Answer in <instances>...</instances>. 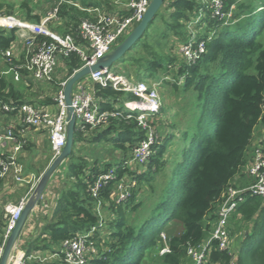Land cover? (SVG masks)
<instances>
[{"label": "trees", "instance_id": "1", "mask_svg": "<svg viewBox=\"0 0 264 264\" xmlns=\"http://www.w3.org/2000/svg\"><path fill=\"white\" fill-rule=\"evenodd\" d=\"M253 1L238 4L234 13L236 22L229 26H218L206 42L205 52L195 62L188 64L180 61L176 55L163 54L158 47L162 48L161 39L166 38L169 31L181 36L189 14L196 8L195 2L165 0L143 36L118 62L123 66L130 61L141 65L142 73L135 77L139 81L161 72L165 75L170 67H174L172 76L176 91L181 95L188 92L194 94L195 116L191 130H182V121L175 125L168 120L162 123V130L155 128L159 138L153 145L152 154L139 171L122 166V161L127 159L133 147L144 137V131L135 118H110L106 126L94 129L76 125L73 150L61 166L65 169L63 172L67 182L57 190L52 216L43 226L40 235L32 241L26 255L35 249L57 253L62 240L98 225L96 200L90 193V184L100 172L116 167L117 177L126 171L136 180V185L129 198L118 203L112 198L116 179L103 184L98 199L110 217L90 237L99 254L90 258L86 264H143L146 253L155 258V264H191L187 249L196 247L209 237L215 223L216 209L227 189L238 188L235 182L247 176L246 168L256 148L254 136L264 126V42L261 38L264 35V0ZM12 8V4L0 0V12L10 13ZM19 8L27 9L26 2L21 3ZM69 9L72 11L71 20H77V23L66 25L67 32L76 37V28L81 20L77 15H83L84 12L73 6ZM30 17L38 20L36 15ZM156 20L164 25L159 40L155 41L152 36L157 47L147 43L152 38L148 31ZM207 23L210 28L215 21L208 20ZM13 37V32L4 33L0 30V47L3 50L9 47ZM39 38L50 40L48 37ZM141 43L147 48L148 56H130L129 53ZM61 60L66 69V78L82 66L75 52H69ZM124 74L129 77L128 72ZM179 79L182 81L178 85L176 82ZM93 95L100 98L101 109L117 108L124 113L123 100H136V96L130 92L116 90L110 84L102 86L98 82L93 83ZM184 96L187 97V94ZM0 98L8 103L24 102L22 95L2 79ZM171 129L181 131L183 144L176 152L180 153L175 155L178 159L166 176L167 183L156 192V176L163 175L168 165L165 152L175 136L170 132ZM87 135L88 138L85 137ZM84 141L105 142L120 152V158L114 163L90 159L87 154L76 149L77 143ZM30 145L27 138L23 149H30ZM50 159L51 153L45 157L42 166L45 167ZM0 180L1 183L4 181ZM245 183L246 186L250 185L252 179L248 177ZM144 187H149L151 192L145 201L153 196L156 198L148 214L135 224V217L131 213L146 205ZM6 219V212L2 210L0 244ZM230 222L234 227L229 225L230 236L232 232L240 233L236 247L219 250L217 242L212 241L204 264H264V198L246 195L231 214ZM240 225L242 229L236 230L235 226ZM161 231L165 232L169 249L163 254L159 253L164 246ZM43 234L44 238L41 236ZM56 257L52 264H65L61 255Z\"/></svg>", "mask_w": 264, "mask_h": 264}, {"label": "built area", "instance_id": "2", "mask_svg": "<svg viewBox=\"0 0 264 264\" xmlns=\"http://www.w3.org/2000/svg\"><path fill=\"white\" fill-rule=\"evenodd\" d=\"M150 1L130 0L125 5L127 14H120L117 10H113L111 13L103 12L98 6L80 8L90 15L89 18L81 19L76 28V37L83 42L81 46L77 44V39L72 33L66 32L64 35H58L47 28L45 20L56 15L57 7L39 23L20 20L0 12V30H14L20 45L23 43L22 57L13 55L11 47L1 49V56L17 72L23 71L36 81H52L59 60L67 56L69 52L78 54L82 66L90 65L107 54L142 19ZM194 2L196 8L189 14L186 23V28L188 26L190 30L189 34L186 40L178 44L177 48L182 61L188 64L195 62L205 52L206 42L214 35L218 26H229L236 22L234 13L238 4L243 0H194ZM208 20L215 21L210 28ZM39 37H48L50 40ZM87 80L91 83L98 82L102 86L110 84L116 90L130 92L136 96V100L123 102L126 113L117 108L114 110L101 109L100 98L94 97L93 92L85 87L83 82L78 81L74 85L71 96V107L76 117V125L80 124L82 128L87 126L94 129L106 126L110 118H135L144 131V137L133 147L127 159L122 161V166L130 170L143 166L152 154L153 145L159 138L157 130L150 122L161 107V98L158 92L159 82L147 83L143 80L132 82L122 75L109 71L108 68L91 72L87 75ZM65 82L66 79L59 81L57 85L53 97V104L56 108L54 113L36 103L14 104L0 98V116H11L13 113L19 116L17 125L9 124L3 132H0V178L10 179L17 184L29 187V193L26 196L20 198L16 203L5 205L7 219L0 244V258L5 241L41 176V173L38 175L25 174L19 161V154L27 143L28 137L25 136V131L29 128H42L47 131L51 153L50 161L60 154L65 145L67 123V110L63 94ZM254 143H256L254 156L246 170L252 183L243 188L229 187L227 189L224 199L216 209V219L209 237L196 247L187 249L191 264H204L209 244L212 241L217 242L219 250H229L231 247L230 218L237 205L248 194L264 198V131L261 138H258ZM113 179L116 181L113 186L112 198L118 203L127 200L136 185V180L132 176L130 177L126 171L117 177L116 167L104 170L93 178L89 190L96 200L95 211L99 222L89 230L76 233L72 238L61 241L55 254L56 256L61 255L65 264H86L90 258L99 254L97 246L90 240L93 232L103 224L102 203L98 199V193L103 184ZM160 237L164 246L159 250V253L163 254L169 249L163 231H161ZM32 257L24 256L22 251L16 250L15 246L10 254L9 263L28 264ZM36 258L40 259L37 256Z\"/></svg>", "mask_w": 264, "mask_h": 264}, {"label": "crops", "instance_id": "3", "mask_svg": "<svg viewBox=\"0 0 264 264\" xmlns=\"http://www.w3.org/2000/svg\"><path fill=\"white\" fill-rule=\"evenodd\" d=\"M45 1H50L49 7L44 8L43 6H41V8H40V6H39L40 2L38 0H33L31 5L29 4L28 0H25V1H23L24 3L26 2V4H27V9L24 8L25 10H21L18 7V4L20 2H18L17 5L15 4L17 6V8L19 9L18 13H17L19 15H15L13 13V8L11 9L12 11H10V13L5 12V11H3L2 13L12 15L17 19L28 21L31 23H39V22H42L48 16V14H50L52 12V10L54 8L57 7L56 15L51 17V18L46 19L45 24H46L47 28L51 32H53L54 34L64 35L68 29V27H66V25L72 26L75 24V22L77 23V20L75 22L71 20L72 19L71 18L72 11H70L69 7L73 6L74 8H76L77 10H79L83 13L84 11H82L80 8L98 6V7H100V9L103 12L111 13L113 10H117L120 14H127L128 12L125 8V5L130 0H117V1L115 0L116 2L114 0H45ZM13 4H14V2L12 3V5ZM27 11L29 12L30 15H28ZM31 15L32 16L33 15L38 16V20L36 21L34 18L30 17ZM77 16H79V20L83 19V18H89L90 17V15L87 14L86 12H84L83 15L78 14ZM188 19H189V17H188ZM156 22H157V20L154 22V24L152 25V27L148 31L150 37L154 35V34L152 35L153 32L158 34L159 32L162 33L161 31H163V27H164L163 23H160V27L155 29V23ZM180 23H182V22H180ZM185 26H186V24H185ZM183 30H184V28H183ZM2 31H4V33H9V32L14 33V37L11 40L9 47H11L10 49L13 51V55L15 54L16 56L22 57L23 56V48H22L23 43H21V45H20V43H19V41L15 35V31L14 30H11V31L2 30ZM159 36H160V34H159ZM175 36H177V35H175ZM77 42H78L77 43L78 45H80V46L83 45V42L81 40L77 39ZM1 49L2 48L0 47V80L2 79L7 85L13 87V89H15L16 92L20 93L22 95V101H24V102L30 101L31 103H36L37 105H42L45 108H47L51 113H54L56 108L52 102H54L53 97H54L55 92H56V85H58L59 81H62V80H65L68 78V77L67 78L65 77L67 73H66V69H65L63 60H59V63L55 69L52 81H49V82L36 81V80L30 78L25 72H23V71L17 72L11 66H9L5 62V59L1 56ZM176 58H178L177 55H176ZM14 59H15V57H14ZM179 59H180V61H182L181 57ZM128 63H130V64L128 65L126 63L125 64L126 68L124 70H126L129 73V77H127L125 74H123V72L120 73V71L118 73L117 72L116 73L124 76L129 81H132V82L139 81L136 79L134 80L132 76L136 77L138 74L142 73L143 67L140 65L138 68H134L135 65H133V63H131V61ZM122 66H123V64H122ZM157 79H159V78H154V79L148 80V81L146 79L143 81H146L147 83H150L151 81H156V82H159V84H161L162 79H159V80H157ZM80 81L83 82L82 84H84L85 87H87L90 91L93 92V83H91L87 80V76L84 77L83 79H81ZM172 81L174 84L175 83L174 79ZM181 81H182V79H179L178 82L181 83ZM49 100H52V101L49 102ZM128 101L129 100H123V102H128ZM123 102H122V107L125 108L123 105ZM172 113L173 112L169 113L167 115V117L165 118V120L169 121V116ZM18 121H19V116L15 113H13L11 116H9V115L0 116V132H3L5 127L9 124L17 125ZM162 129L163 128H161L160 130H162ZM258 130L260 133H257L254 136L256 138L255 139L256 141L258 138H261V136L263 135L264 126H261V128ZM25 132H26L25 136H27L29 138L31 145H30V149H28V150L23 149L22 150V152L19 154V161H20V163L24 169L23 171L25 172V174L32 173V174L38 175L44 170L45 167H47V165L45 167H43L42 163H43L45 157L48 154H50L49 142H48L49 153L48 152L45 153V151H43V146L41 145L43 138H44V134H46L47 131L45 129H42V128H29ZM86 143H88V142L84 141V142L77 143V145H76L77 151H80V152L87 154V156L90 159L96 158L98 160L110 161V160H108V157L100 156V158H97L95 156H92L88 152V148L84 146ZM97 144L109 145L105 142L104 143L99 142ZM83 147H85V148H83ZM110 147L112 148L111 145H110ZM39 151L40 152L43 151L44 153L37 156V152H39ZM113 152L116 153L115 155L117 157V159H116V161H117L120 158V152L118 150H114V149H113ZM48 164H49V162H48ZM64 170L65 169H62V167H60L54 173V175L51 178L49 184L47 185L44 193L40 197L39 202L34 207L33 211L30 213L28 219L26 220L25 225L21 231V234L19 235V238L15 244L16 250L22 251L24 256H33L32 259L29 260L30 263L41 262L42 260L36 258V256L40 258L41 257L40 254H43V253H47V254L49 253L48 258H50L52 256L53 257L56 256V254L54 252L52 253V252H49L47 250L43 251L41 249L40 250L35 249L33 251H30V253L27 255H26V253H27V250L30 248L32 241L35 240V238L40 235L43 226L46 224L47 221H49V219L52 216V213H53L55 206H56L57 190L63 184H65L67 182L65 179V176H64V172H63ZM246 179H248L247 176L240 178V180L238 179V181H236L235 184L238 186V188H243V186L246 187V183L244 184V180H246ZM28 193H29L28 185L17 184L10 179H6L2 183L0 182V213L2 212V210L3 211L5 210L6 204L16 203L20 198L26 196ZM41 236H42V238H44L45 235L43 234ZM42 243L43 242H41V244Z\"/></svg>", "mask_w": 264, "mask_h": 264}, {"label": "rangeland", "instance_id": "4", "mask_svg": "<svg viewBox=\"0 0 264 264\" xmlns=\"http://www.w3.org/2000/svg\"><path fill=\"white\" fill-rule=\"evenodd\" d=\"M1 1H3V0H1ZM5 1H6V4H12L14 2V4L12 5V6H14L13 7V13L15 15H19V14H17L19 9L17 8L16 5L18 4V2H20L18 4V7H19V5L25 0H5ZM32 1L33 0H28L30 5H31ZM38 1L40 2V4H39L40 8H41V6H43L44 8L50 6V1H45V0H38ZM252 2H254V1L253 0H243L244 4H248V3H252ZM160 23H161L160 21H157L155 23V29L160 27ZM189 31L190 30L188 29V26H187V28H186V26H184V30H183L181 36H175V35H173V32L169 31L167 37L161 39L160 44H161L162 48L158 47V49L161 50V52L163 54H167L169 56L177 55L178 59H179L180 55L177 52L178 44H180L181 42H183L184 40L187 39ZM164 33H166V32L164 31ZM159 34H160V32L158 34L154 33V32L152 33V35L154 36L155 41L159 40V38H161L162 34H160V36H159ZM261 38H262V41L264 42V35H262ZM147 43L149 44V46L153 45V46L157 47V45H154L153 37L149 38L147 40ZM129 54H130V56L138 57V56H140V54L148 55V52H147V48L144 47L142 45V43H141V45H138L137 48L135 50H132ZM145 58H147V57H145ZM131 63H133V65L135 64L134 68H138L140 66V65H137L135 63V61H131ZM116 64L117 63H114L111 67H109L108 68L109 71L115 72V73L116 72L118 73L120 71V73L123 72V74L125 72H127V71L124 70L125 69V65L122 66V63H118L117 65ZM127 64L129 65L130 63H127ZM172 68L174 69V67H170V69H169L170 71L167 73V75L166 74L164 75L161 72L158 75L156 74L155 76L147 79V81L148 80H152L154 78L162 79L161 84L158 87L159 96L161 98V107H160L159 112L156 114V116L152 117L150 122H151V124H153V126L157 130H159L162 127V123L165 124V122H166L165 118L167 117V115L169 113L173 112L169 116V122L171 124H175L176 125L178 122L182 121V124H184V127L182 128V130H184V129H185V131L186 130H191V128L193 126L192 119L195 116V114L193 112V105H195V103H194L195 102L194 94H191L190 92H188V93L184 94V95L187 94V97H185L184 95H181L178 91H176L175 84H173V81H172L174 79L173 76H172L173 75V69ZM132 77L135 80V76H132ZM159 79H157V80H159ZM177 83L180 84L179 82H177ZM189 124H191V125H189ZM170 132H173L175 136H174L173 139H171L170 145L167 147V150L165 152V157L168 158V161H167L168 165L166 166V168L164 170L165 174L164 173H163V175L162 174H158L156 176L157 183L154 186L156 192L157 191L159 192V190L165 184L166 179H167L166 176H168V174L170 173V171L172 169V164L178 159V156L175 157V155H179L180 154V153H176V152L179 151L182 148V144H183V140L181 138L182 137L181 136V131L179 129H175V130L171 129ZM189 133H190V131H189ZM48 142H49V138H48V134L46 133V134H44V138H43V141H42V144H41L43 146V151H45V153L46 152L49 153V150H48V148H49L48 145L49 144H48ZM254 142H256V140ZM254 145H256V143H254ZM84 146L88 148V152L92 156H95L97 158H100V156L108 157V160H110L111 162H113V163L116 162V159H117V157L115 155L116 153L113 152V149L110 147V145H102V144H97L95 142H88ZM85 147H83V148H85ZM43 151L42 152H40V151L37 152V156H39L40 154L44 153ZM252 158L249 160V162L252 160ZM44 162L45 161H43L42 165L44 164ZM136 169L140 171L142 169V167L141 168L140 167H136ZM246 170H247V168H246ZM150 194H151L150 188L149 187H144V195H145L144 196V201H145V197L150 195ZM155 198H156L155 196H153L150 200H149V198H146V200H148V201H145L146 205H143V207H139L137 210H135V211H133L131 213V216L135 217V221H134L135 224H137V221L139 219H141L143 216L148 214V211L150 210V208L154 204ZM101 211H102L101 212L102 220L103 221L107 220L110 217L109 214L107 213V211L104 208H102ZM237 226H235L236 230L239 229V228L242 229L241 225L239 227H237ZM230 227L234 228L232 226L231 222H230ZM239 234H240L239 232H232V237H231V242H230V246H231L232 249H234L236 247L237 240L239 239ZM48 254L47 253L40 254V256H41L40 259H42V261L40 262L41 264H44L46 262L52 264V263L55 262L57 257L56 256L55 257L52 256V257L48 258ZM155 261L156 260H155V258L152 255L148 256V253H146V255H145L144 259H143V264H155ZM9 264H11V263H9Z\"/></svg>", "mask_w": 264, "mask_h": 264}, {"label": "water", "instance_id": "5", "mask_svg": "<svg viewBox=\"0 0 264 264\" xmlns=\"http://www.w3.org/2000/svg\"><path fill=\"white\" fill-rule=\"evenodd\" d=\"M165 0H151L142 19L135 24L131 31L118 42L107 54L97 59L90 65H84L81 68L74 71L66 79L63 87L64 101L66 104L67 117H66V141L60 154L53 158L47 167L41 173V176L27 202L16 221V224L9 234L4 244V249L0 258V264H8L10 254L12 253L15 244L21 234V231L28 219L30 213L40 200V197L44 193L47 185L49 184L54 173L62 166V164L70 156L74 145V129L76 126V117L71 107V96L74 85L89 75L91 72H96L101 69L109 68L114 63H118L120 58L129 51L134 44L143 36L150 23L154 20L157 12L163 6Z\"/></svg>", "mask_w": 264, "mask_h": 264}, {"label": "bare ground", "instance_id": "6", "mask_svg": "<svg viewBox=\"0 0 264 264\" xmlns=\"http://www.w3.org/2000/svg\"><path fill=\"white\" fill-rule=\"evenodd\" d=\"M211 245V244H210Z\"/></svg>", "mask_w": 264, "mask_h": 264}]
</instances>
